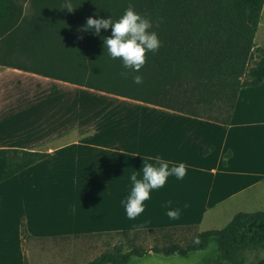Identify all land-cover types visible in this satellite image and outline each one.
Instances as JSON below:
<instances>
[{
    "label": "crops",
    "instance_id": "obj_1",
    "mask_svg": "<svg viewBox=\"0 0 264 264\" xmlns=\"http://www.w3.org/2000/svg\"><path fill=\"white\" fill-rule=\"evenodd\" d=\"M7 35L0 36V78L57 86L72 97L54 104L61 118L57 133L44 132L52 124L43 123L41 129L11 114L10 103L0 102V147L48 153L0 183L8 189L7 197L0 198V264L54 263L49 254L56 252L47 249L53 238H63L64 263L79 253L81 237L95 233L154 231L160 236L165 229L193 227L206 218L218 219L235 197L249 196L264 182V80L239 90L230 122L223 124L30 71L31 53L12 47ZM22 88L28 96H41ZM250 126L263 127L246 136L241 128ZM156 155L183 161L186 175L169 177L144 202L145 211L129 219L121 203L130 191L128 177L133 171L142 175V158ZM31 181L52 191L32 198L27 190L36 186L31 185L10 193L13 183ZM169 200L168 207L181 208L178 220L166 215ZM206 249L173 255L149 251L127 264H206L211 260L203 254ZM214 254L212 259L220 252ZM254 264H264V254Z\"/></svg>",
    "mask_w": 264,
    "mask_h": 264
},
{
    "label": "trees",
    "instance_id": "obj_2",
    "mask_svg": "<svg viewBox=\"0 0 264 264\" xmlns=\"http://www.w3.org/2000/svg\"><path fill=\"white\" fill-rule=\"evenodd\" d=\"M37 1L42 15L26 19L19 0H0V36L8 34L12 47L31 53L30 71L223 124L230 122L239 90L264 80V49L254 43L264 0H69L72 8ZM129 6L152 20L162 41L158 51L146 53L139 85L132 79L137 73L104 49L111 28L95 35L84 27L89 16L117 19ZM200 105L210 113L201 114ZM47 155L0 147V183ZM133 232L141 231L119 233ZM211 237L220 254L206 264H254L264 252L251 262L246 257L264 248V205L238 211L225 226L196 232L184 244L114 246L83 264H127L149 251L186 254L207 247Z\"/></svg>",
    "mask_w": 264,
    "mask_h": 264
},
{
    "label": "rangeland",
    "instance_id": "obj_3",
    "mask_svg": "<svg viewBox=\"0 0 264 264\" xmlns=\"http://www.w3.org/2000/svg\"><path fill=\"white\" fill-rule=\"evenodd\" d=\"M22 4V11L24 14V18L29 19L33 16L42 15L39 11V2L37 0H19ZM73 4L74 1L71 0ZM77 2V0H75ZM46 7H50L53 3L50 0L46 1ZM56 4H61L64 6H69L72 8L71 2L69 0H62L60 2L57 1ZM52 9V8H51ZM46 14H51L50 12H46ZM254 43L257 46H260L264 49V4L261 10L259 23L257 26V30L254 36ZM22 86L30 87L37 92H41V96L33 97L28 96L27 93L23 92ZM14 87V88H13ZM57 86H48L43 84L36 85L33 82H23L19 80V78H10L9 80H5L4 78H0V102H8L10 106H12L11 114H14L17 117L30 119L32 124L40 125V128H44L45 126H41L43 123H50L52 126L49 125V129L45 130L44 132L51 133L54 129V132L57 133V128L55 126L59 125L61 120L60 116L57 115V108L54 107V104L57 102L71 100V97L68 96L71 91H61ZM247 91V90H245ZM46 92V93H42ZM75 100V99H74ZM53 102V105L50 103ZM55 108V109H53ZM201 114L205 115L210 113L207 109L204 108L203 105H200ZM212 113V112H211ZM66 118V117H65ZM67 119V118H66ZM47 127V126H46ZM263 126H250V127H242V130H246L245 135L251 136L258 134L253 132L252 130L255 128H259ZM252 129V130H251ZM261 130H259L260 132ZM263 134V133H262ZM261 134V135H262ZM264 136V134H263ZM58 141V140H57ZM57 141H55L57 143ZM54 143V142H53ZM14 185V186H13ZM11 186L10 193H20L25 188L30 187L31 185L36 186L35 188L30 187L27 192L28 195L34 198L36 195L39 196L40 191H52L51 189H46V187L40 190L39 181L37 182H28L27 184H22L15 182ZM50 186V185H49ZM24 188V189H23ZM55 192V191H54ZM51 193V192H50ZM23 194V193H22ZM8 195L7 187L0 188V198H5ZM22 196V195H21ZM240 200V201H239ZM235 201L233 206L227 207L228 209L219 216L218 219H204L200 221L198 224L194 225L193 227H185V228H174V229H167L161 232L160 236H156L154 231H141V232H133L129 234H122V233H95L92 235H88L86 237H81L79 239V253L75 252L72 254V258L69 261L64 263L61 262V257L63 255H68V251H63L61 248L64 246V243L61 242L63 238H53L49 241L47 245L49 249L48 252L52 253L53 251L56 252L55 254H49V257H53L54 263L50 264H82L87 262L98 254L105 250H110L114 246L121 247L123 250L130 247L132 244H137L143 248H148L152 245H161L166 241H178L182 244L187 243L191 240L194 233L197 231L205 230L210 227L221 228L225 226L232 216L238 211H255L259 210L264 205V182L261 185L257 186V189L252 190L249 196L241 197L236 200V197L233 199ZM211 214V213H210ZM160 233V232H157ZM156 233V234H157ZM163 234H168V236H163ZM67 245L69 240L64 239ZM74 244L76 240L74 239ZM44 243H42V247ZM51 246L53 248H51ZM207 249L204 250V255L209 256L211 260L214 258V252L216 251L218 254L217 246L215 240L213 239L212 243L206 247ZM54 249V250H53ZM74 251L76 249L74 248ZM264 252V248L259 249L255 252L247 253L246 260L251 262L259 255ZM55 255V256H54Z\"/></svg>",
    "mask_w": 264,
    "mask_h": 264
},
{
    "label": "clouds",
    "instance_id": "obj_4",
    "mask_svg": "<svg viewBox=\"0 0 264 264\" xmlns=\"http://www.w3.org/2000/svg\"><path fill=\"white\" fill-rule=\"evenodd\" d=\"M84 27L85 30L93 29L95 35H99L101 29L107 31L111 28V35L103 38L104 49H107L111 58L119 59L125 69H131L137 73L132 77L135 84L143 83V75L140 70L146 63V53L156 52L162 45L157 32L153 30L151 19L129 6L117 19H113L111 15L107 18L89 16ZM142 159V175L136 171L129 175L130 191L121 200L129 219H135L145 211L144 202L151 199L153 191L163 188L169 177L182 180L187 172L186 164L183 161H172L160 155ZM171 203L172 201L169 200L164 205L166 215L172 220H178L181 208L168 207ZM184 207H188L187 203Z\"/></svg>",
    "mask_w": 264,
    "mask_h": 264
}]
</instances>
